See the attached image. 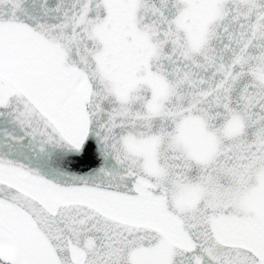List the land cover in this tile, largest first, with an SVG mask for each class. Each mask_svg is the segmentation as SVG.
<instances>
[{"label": "snow or ice", "instance_id": "1", "mask_svg": "<svg viewBox=\"0 0 264 264\" xmlns=\"http://www.w3.org/2000/svg\"><path fill=\"white\" fill-rule=\"evenodd\" d=\"M0 264H264V0H0Z\"/></svg>", "mask_w": 264, "mask_h": 264}]
</instances>
